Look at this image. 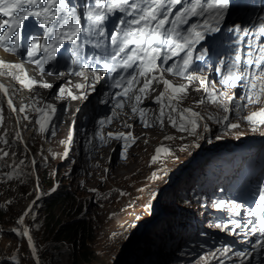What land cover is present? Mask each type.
<instances>
[{"label":"snow or ice","instance_id":"snow-or-ice-1","mask_svg":"<svg viewBox=\"0 0 264 264\" xmlns=\"http://www.w3.org/2000/svg\"><path fill=\"white\" fill-rule=\"evenodd\" d=\"M179 6V7H177ZM228 0H90L86 3L83 18L87 21V27L81 23V14L71 0H0V48L6 53L16 55H26L29 63L38 66L41 75L45 72V66L56 61L58 53L65 45L74 47V55L79 56L82 46L89 44L93 40V32L96 37H106L110 41V45L114 52L110 53L108 60L116 63L109 66L108 60L100 57H94L98 63L102 64L104 73H118L121 70L132 69L127 75H119L113 82V87L120 89L114 93L118 98L115 107L123 108L125 99L134 101L131 106L132 113H139L140 120L145 127L151 126L145 120V109L140 108L142 99L146 98L147 93L152 90L153 82L163 84L164 90L156 97V101L161 105L159 123L164 125V117L166 115L165 107L171 108L173 112L177 108L173 106V102L179 103L183 96L187 94L190 82L199 80L203 90L208 93V100L217 104L225 113L222 117L209 114L208 120H213L217 124L223 123L229 130L240 128L239 122H232L230 115L234 112L237 120H246L253 126L252 130L256 131L258 126H264V107L259 111L251 112L241 116L242 108L246 105H234L235 95H229L228 91H220L217 93L215 82L209 88V82L204 77H198L196 73L189 72L195 60H203L209 53L208 48H202L198 56L194 57L197 46L204 41L208 35L219 33L221 25L225 20L228 11ZM120 13L122 18L119 20V27L113 30L110 35L106 36V21L113 15ZM123 16L131 19L125 20ZM31 20L34 28L38 30V34L31 35L24 44V30L27 22ZM191 21V23H190ZM230 32L237 34L240 39L241 34L246 37L249 30L236 25L229 29ZM256 35V33H253ZM259 35L264 36V18L259 22ZM94 47H99L97 41ZM24 52H21V48ZM248 50L244 51L242 47H237L232 53V58L227 63L220 61L216 72L220 74V83L226 89L240 87L244 90L243 99L247 104H258L264 97V45L258 44L256 50H252V45H247ZM183 53V56H181ZM174 57H180L171 65H168ZM168 65L167 67H163ZM72 72L82 77L85 81L91 77L93 79V87L95 82H99L101 70L90 67L86 62L82 63L79 69H72ZM184 77L188 84L175 85L171 80L164 77V73ZM51 74V73H49ZM64 75V73H59ZM19 81L21 85L29 90L34 86H40L44 89H52L53 84L37 81L29 77L22 63H11L0 59V77ZM141 80H143L142 86ZM139 86V87H138ZM79 89H85L86 84L76 85ZM199 90V89H197ZM0 92L8 97V107L16 112L17 108L13 104L9 96V87H5L0 83ZM72 100L87 99L86 94L76 95L71 88L59 87V95L57 99L65 97ZM167 100V103H165ZM108 101L106 100L105 103ZM36 103H40L36 98ZM204 104L205 100L198 101ZM29 106H21L19 112L24 113ZM34 110L40 114L36 123L39 125V131L45 133L47 126L51 124L52 119L56 115L57 107L52 103H44L42 107H35ZM117 113L113 111L111 117L99 121L101 130L97 133L101 143H107V138H114L123 141V148L126 154L127 148L134 143L136 137L132 134L119 132L113 133L103 132L106 123H111L112 118ZM169 122L174 128L181 132L188 133L191 137H199L200 130L204 132L211 131L205 116L192 109L179 110L180 122L178 123L171 113L167 114ZM3 108L0 107V125L3 124ZM24 119H28L27 116ZM131 128L132 125H127ZM19 138V137H18ZM184 137H181L183 139ZM166 140H174L175 137L167 136ZM3 143L7 144L8 140L4 138ZM72 136L69 135L66 143L71 144ZM181 150H187L184 146ZM0 160L7 157L9 153L0 149ZM173 156L174 152L171 148L160 146L156 149V154L152 157V163H156L162 156ZM68 152L65 151L64 157L67 158ZM126 158V155H125ZM23 163V162H21ZM32 165H36V160L31 161ZM16 174H19L17 170ZM9 179L13 174H6ZM125 195V193H122ZM260 203L256 204L253 209H249V215L255 217L259 213L260 229H264V188L258 194ZM216 209L226 207V202L216 203ZM151 205H149V208ZM234 205V208H239ZM31 210L29 209V212ZM26 212L18 221L19 225H23ZM252 221H249L251 224ZM217 228L231 230L235 234V230L241 227L239 222L231 224H217ZM17 236L27 237V241L32 249L31 254L37 257V248L33 243V237L29 235L27 228H17L14 230ZM264 236V231L260 232ZM257 247L264 253V240ZM221 256H227L232 250L230 247H223L218 250ZM213 258H217L213 253ZM241 264H244V258L253 259L254 253H237ZM207 262V257H202ZM36 264H40V258L37 257ZM219 264H225L221 259Z\"/></svg>","mask_w":264,"mask_h":264},{"label":"rangeland","instance_id":"rangeland-1","mask_svg":"<svg viewBox=\"0 0 264 264\" xmlns=\"http://www.w3.org/2000/svg\"><path fill=\"white\" fill-rule=\"evenodd\" d=\"M236 14L239 13L236 12ZM193 86H189L187 94L179 103L185 106H195V109H202L206 120L201 123L207 122L211 126L210 133L201 129L199 137L194 138L186 132L176 130L169 124H165V126L160 124L144 131V133L140 126H136L140 138L137 144L131 147L130 155L126 158H118L112 165L111 174L99 185L92 184L93 188L100 189L99 193L94 196L95 201L92 202L100 203L99 207L95 205L92 210L94 205L92 204L87 212H84V208L75 211V207H71L72 200L68 197L63 199V196H60L54 204L48 205V207L45 201L37 206L31 220V227L40 264H172L171 259L174 252L169 247L178 240L176 239L177 235L179 231H182L179 227L181 226L180 222L185 220L186 212L189 210L188 198H184L179 193L182 181L189 180L194 171L193 167L197 166V163L207 154L230 147V145L227 146L228 144L245 141L260 142L264 134L263 126H258L257 130L253 131V126L246 120H237L234 112L231 114L230 120L239 122L241 125L235 130L227 129L223 123L217 124L213 120H208L209 114H218V110H221L220 112L223 110L217 105L208 104L200 107L198 101L202 99L203 93L197 87L195 88L196 94L192 95L190 90ZM98 104L99 101L95 107ZM251 107L248 105V111L251 110ZM92 110L94 111L93 107ZM243 115L245 114L241 113V116ZM211 135L212 137H210ZM167 136L175 137V139L166 140ZM181 137L184 138L181 139ZM162 145L171 148L177 152L176 155H179L176 158L179 165L169 171L171 178L168 176V172L154 171L144 164L146 154ZM184 146H187V150H181ZM17 156L21 159L22 156L24 159L27 158L23 153H17ZM162 161L167 162V158ZM112 183L113 187L115 185L123 187L127 196H121L115 192ZM50 184L51 181L48 182V185ZM92 186L87 187L91 188ZM87 190L89 189L79 188L80 194H73L72 197L85 199L87 194H90ZM0 191V212L4 213L3 219L0 220V227L4 230V235L0 236V260L8 259L11 264H36L37 257L32 256L27 241L14 237L9 232V226L18 222L23 208L35 193L32 178L30 176L27 179L17 180L14 177L11 179L8 177L7 180L0 181ZM128 197L136 204V212L141 213L143 218L145 216V220L143 222L141 220L142 225H138L132 233L124 235L117 231V223L112 221L110 215L112 210L118 212L128 204ZM149 205H151L150 208ZM83 215H86V219L90 221L89 230L93 239L90 237L84 248L76 253L73 243L67 241L64 235H55L54 232L64 221ZM131 215L124 216L127 218L125 221L129 217L131 218ZM214 229L216 228L214 227ZM153 233L160 236V240L154 248L150 238V234ZM85 255L91 257L89 261L85 260ZM229 256L232 258L235 254L231 253ZM202 261L204 260H197V262Z\"/></svg>","mask_w":264,"mask_h":264},{"label":"clouds","instance_id":"clouds-1","mask_svg":"<svg viewBox=\"0 0 264 264\" xmlns=\"http://www.w3.org/2000/svg\"><path fill=\"white\" fill-rule=\"evenodd\" d=\"M248 8L243 10H239L237 8H230L229 10L239 11L238 12L239 14L228 13L226 19L228 20V22L233 21L235 23L245 21V19H248L250 17L249 13L252 15L253 13H255V10H252L250 7ZM258 11L259 12L256 13L255 16H257L256 20L259 21L260 17L264 16V10H258ZM1 56L4 59L9 60L7 57H4L3 54H1ZM49 77H56V76L53 75ZM57 78L58 79H56L55 81L47 80L54 84V87L50 90L44 89L43 87H40L32 92H29V90L26 89H22L21 92L22 96L19 97L21 98V100L17 101L16 99L11 98L13 104L17 108L16 112H13L8 107V103H7L8 97L4 96L3 93L0 92V107L3 108V117H4L3 124L0 125V149H3L4 151H7L9 153L7 157H4L3 160H0V164L2 163V165L0 166V181L4 179L7 180L9 176L6 174L8 173H12L13 174L12 177L17 178V180L21 178H26L23 176L24 171H22L18 165L15 166L13 170L11 168L12 163L10 162V159L14 157L17 153L19 154L23 153L24 155L27 156L25 160L28 161L29 159V161L27 162L29 163L28 164L29 170H27L28 178L31 176L33 181V187L35 190V195L31 197L30 201L23 208L20 215L21 217L26 212L28 213V215L25 216L24 224L19 225L17 222L9 226V232L14 237L23 238L26 241H27V237L17 236L14 230L17 228H20L21 230L23 228H27L29 230V235L34 237L33 230L31 227V220L33 219L32 212L36 211L37 206L44 201L46 202V206L48 207V205H50V202H48V200L58 195L60 192L62 193L65 190L69 192V195L63 196V199L68 197V199L72 200L71 207H75V211H78L77 210L78 208L77 205H75V201L72 198H77L79 200V204L82 206V208L85 209L84 212H87V210H89V207L92 204H94L92 210L95 205L96 207H99L100 203L98 202L92 203V202L95 201L94 196L96 193H99L100 189L98 187L93 188L92 184L96 183L97 185H99L101 181H103L106 177H108L109 174H111L113 169L112 168L113 163H115L118 158L122 159V157H125L123 155L124 148H123L122 140L107 138V143H101L97 135V133L101 130V125L99 121L112 116V115L110 116V112L112 108L110 109V107H108V105H106L102 99V95H104L106 92L105 83L97 84L95 87V91H90L88 93V98L85 101L81 102L79 100H72L68 98L66 94L64 98L57 99L56 97L59 95V87L65 84L64 87L67 88V86L70 83H73L72 80H66L63 83H61L60 80L62 78L61 79L59 77ZM10 83L12 87L15 86V89L21 87L19 81L13 80ZM225 90L228 91V93L231 95L234 94L236 100L244 96V93L242 92V89L240 87L229 88V89L225 88ZM93 96H97L96 97L97 102L99 101L97 107H94L95 109L94 111L92 110V107H88V101ZM36 98L39 99L44 98L45 100H47V103L53 102V104H57L56 115L52 119L51 124L47 126L48 130L45 133H41L39 131V125L36 123V121L40 117V114L36 112L32 107V105L35 104V102L33 104L32 101L33 100L36 101L35 100ZM263 99L264 98L262 97L261 102L258 104L250 105L252 106L250 111H248L246 107V109L241 111V113L247 115L251 112L259 111L260 108L264 107ZM23 102H26L27 105L25 106H29V107L26 108V111L24 113H21L19 112V108L23 106L22 105ZM146 102H148V100ZM165 103H167V100H165ZM233 104L236 105L235 103ZM212 105H217V104L212 103ZM35 107L37 106L35 105ZM140 108H144V107H140ZM160 108L161 105L160 106L157 105V107H150L151 113L149 114L152 116V118L155 121H159L158 118H159ZM177 108L178 110H181V107H177ZM165 110H166V115L168 113H171L170 112L171 109L169 107H165ZM196 110L199 113H201V115L205 116L202 109H196ZM220 111L221 110H218V114L212 113V115L221 117V115L224 112H220ZM115 112L117 113V116L112 118L111 123H106L104 125L103 132L105 134H107L108 132H113V133L130 132L132 136L136 138L137 136H139L140 138L137 129L134 128L133 126L137 121L138 112L135 114L132 113L131 107H123L122 109L119 108L118 110H115ZM25 116H27L28 119H24ZM176 120L179 121L180 117L177 118ZM166 124L172 125L170 122ZM127 125H132V127L129 128L127 127ZM209 127L211 128V126ZM140 129L143 133L144 131L150 130V129H143L141 128V126ZM175 129L178 130L177 128ZM206 133L209 134L210 132H206ZM69 135L72 136V142L70 145L66 143ZM210 137H212V135ZM4 138L8 140L7 144L2 142ZM137 142L135 144H137ZM129 143H131V139H129ZM130 149L129 147L127 148L126 157L130 155ZM258 149L261 154L264 153V139L260 140V145ZM154 150L146 154V159L144 161V164L147 167L152 168V170L154 169V167L149 166L148 161H149V155ZM65 151L68 152L67 158L64 157ZM173 152L177 153L175 151ZM0 155H2V153H0ZM206 156L209 157L212 156V154H207ZM178 157L179 155L177 156V158ZM161 158L162 160L164 158H167L168 160L170 157L161 156ZM22 159H24L23 156ZM33 159H35L37 162L35 166H33L31 163ZM204 160H208V159H202L199 163H197V166L193 167L194 171L191 173L187 185L184 186V183L187 181L183 180L180 186L181 191L179 193L183 195L184 198H188L187 205H189V210L186 212L185 220H182L180 222L181 226L179 227L181 228L182 231H179V234L177 235L176 239L178 240L175 242L173 246L169 247L174 252V256L171 259V263L172 264H219V261L223 259L225 264H241L240 258H238L236 255L237 253H241V249H239L238 251L231 249L232 251L230 252V254L231 253L235 254V256L232 258H229L230 256L228 255L221 256L218 251L230 244L229 243L230 241L228 240V234L223 233L216 226H213L216 227V229H214L213 227L211 229L206 228L202 234L199 233L195 234L192 230V227H190V224L188 223L190 219H198L199 221L204 222V218L202 216L208 217V210L202 204L201 201L203 198L207 197L210 193L207 194L200 192V187H201L200 184L202 183V180L205 182V178L203 175V172H205L204 170L205 166L202 163L204 162ZM151 162H152V158H151ZM177 165H179V163ZM170 169L171 168L162 172H169ZM238 169L240 170L239 167ZM252 169L254 171L261 169V172L264 174V160L259 161L257 165L252 166ZM17 170H19L18 175L16 174ZM170 175L171 173L168 174V176L171 178ZM49 181H51L50 185H48ZM205 184H209L211 186L210 182L208 181L205 182ZM87 186H92V187L90 188ZM112 187H113V183H112ZM79 188L89 189L90 191L89 190L87 191L90 194H87L85 199L80 197H72L73 194H80L78 192ZM183 188H185L186 190H183ZM211 188L213 191L216 192L214 194V196L216 197V194H218V187L211 186ZM113 189L121 196H125V195L127 196L126 191L120 185H115ZM122 193H125V195H122ZM212 199H214V197H212ZM127 202L128 204L123 206L118 212L117 211L114 212L113 210L111 211L110 216H112V221L114 222L117 221L118 223H120L123 220L124 216H126L127 214L131 215V213L132 214L137 213L136 204H134V202L131 200L130 197L127 198ZM210 202L206 204H208L210 208H214L215 206L212 207ZM29 209L31 210L30 212ZM1 214L4 215L3 212ZM118 214L121 215L120 216L121 219L119 218L115 219L116 215ZM137 214H139L140 219L142 220L143 215L141 213H137ZM83 218L86 219V215H83L82 217H78V218H73L69 221L73 222L74 220L83 219ZM0 220H2L1 217ZM29 222L30 225H28ZM65 222L66 221H64L61 224H64ZM140 222L139 220L136 219L135 225L132 228H130L131 233L137 229L138 225L140 226L142 225ZM205 226H208V224H206ZM125 229L128 230L129 228L126 227ZM3 231H4L3 228L0 227V236L4 235ZM33 243L35 244L34 239H33ZM27 246L32 251L28 241H27ZM213 253L216 254L217 258L215 259L213 258L212 255ZM254 254L255 256L251 260L245 257L244 264H264V253L261 252ZM197 256L198 258H196ZM202 257H207L208 261L197 262V260L201 259ZM213 259L214 261H212ZM0 264H11V261L8 259H2L0 260Z\"/></svg>","mask_w":264,"mask_h":264},{"label":"trees","instance_id":"trees-1","mask_svg":"<svg viewBox=\"0 0 264 264\" xmlns=\"http://www.w3.org/2000/svg\"><path fill=\"white\" fill-rule=\"evenodd\" d=\"M187 183H188V181L184 183V186H186ZM183 190H186V189L183 188ZM67 195H69V192L67 190H65L62 193L60 192L58 195L50 198L48 200V202H50V205H52L56 202L58 197L67 196ZM72 199L75 201V205H77V208H78L77 210H81L82 206L79 204V200L77 198H72ZM3 216L4 215H2L0 213L1 219H3ZM68 221L66 220V222L64 224H61L60 227L56 229L55 235H59V234L64 235L66 237L67 241H69L75 245L76 253H78V251H80L82 248H84V245L90 240V237H91V235H90L91 231L89 230L90 221L85 219V218L77 219V220H74L73 222H70V221L68 222ZM67 222H68V224H67ZM150 238H151V243H152L153 248L156 247L158 244V241L160 240L159 239L160 236L159 235L157 236L155 233H153V234H150ZM91 239H93V238L91 237ZM89 258H91V257L85 255L86 261H89ZM73 264H75V263H73ZM144 264H147V263H144Z\"/></svg>","mask_w":264,"mask_h":264},{"label":"bare ground","instance_id":"bare-ground-1","mask_svg":"<svg viewBox=\"0 0 264 264\" xmlns=\"http://www.w3.org/2000/svg\"><path fill=\"white\" fill-rule=\"evenodd\" d=\"M235 12H239V11H235V10H228L227 11V13H232V14H236ZM259 11H255V13H258ZM257 17V16H256ZM243 27H245L244 25H243ZM247 29H249V36L250 35H253V33H256V31H259L258 29H259V27H256V26H249V27H247ZM257 29V30H256ZM3 54V56L4 57H7L9 60H17V57H15V56H13V57H9V55H7V54H5V53H2ZM49 79H51L52 81H55L56 79H58L57 77H52V78H49ZM195 88H197V87H195V86H193V88H191V90H190V92L192 93V95H193V93H195ZM196 94V93H195ZM96 97L97 96H93L92 98H90L89 99V101H88V107L90 106V107H95V105H96V103H97V101H95L96 100ZM102 99L103 100H106V96L105 95H102ZM95 110V109H94ZM175 154V153H174ZM162 156H164L163 154H162ZM170 157H173L174 158V161L173 162H164V161H162V159L160 158L159 160V162L158 163H163V165L164 166H166V168H171L172 169V167H174V166H176L177 164H178V161L176 160V158H177V155L175 154V156H170ZM9 158H11V157H9ZM28 161H29V159H28ZM28 161H26L25 159H21V158H18V156H17V154L14 156V157H12L11 159H10V162L12 163V166H11V168L13 169L15 166H19L20 168H21V170L22 171H24V173H23V176L24 177H26V178H28V172H27V170H29V163H27ZM21 162H23V163H21ZM2 165V163L0 164V166ZM7 165V164H6ZM153 167H155L154 169H156V170H160L157 166H153ZM14 170V169H13ZM164 173V172H163ZM169 173V172H168ZM174 174V173H173ZM13 178V177H12ZM17 179V178H16ZM21 180V179H20ZM240 185V184H239ZM1 192V191H0ZM34 195H35V193H34ZM29 201H30V199H29ZM28 201V202H29ZM40 201V200H39ZM38 201V202H39ZM27 202V203H28ZM26 203V204H27ZM26 206V205H25ZM34 212L35 211H33L32 212V215L34 214ZM132 215H134V214H132ZM131 215V216H132ZM121 215H116V218L115 219H121V217H120ZM125 219H127V218H124L120 223H118L117 221H115L117 224H116V226H117V231L119 232V233H122V234H124V235H127V234H130L131 232V230H130V228H132L134 225H135V221H136V219L137 220H140L141 221V219H140V216L138 215V214H136V215H134L133 217H129L128 218V220L127 221H125ZM145 220V216H144V218H142V222ZM141 223V222H140ZM28 225H30V222L28 223ZM126 227H128L129 229L128 230H126L125 228ZM140 228V227H139ZM143 228V227H142ZM137 238H138V236H137Z\"/></svg>","mask_w":264,"mask_h":264}]
</instances>
